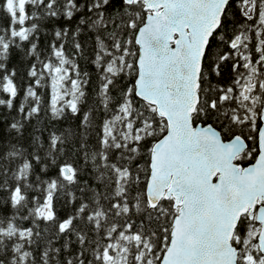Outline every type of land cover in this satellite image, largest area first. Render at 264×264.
<instances>
[{
	"label": "snow or ice",
	"instance_id": "obj_1",
	"mask_svg": "<svg viewBox=\"0 0 264 264\" xmlns=\"http://www.w3.org/2000/svg\"><path fill=\"white\" fill-rule=\"evenodd\" d=\"M0 20V264H264V0H0ZM87 32L90 105L65 47ZM46 78L80 123L26 148Z\"/></svg>",
	"mask_w": 264,
	"mask_h": 264
},
{
	"label": "trees",
	"instance_id": "obj_2",
	"mask_svg": "<svg viewBox=\"0 0 264 264\" xmlns=\"http://www.w3.org/2000/svg\"><path fill=\"white\" fill-rule=\"evenodd\" d=\"M237 16H239V12L237 10ZM6 23L4 20H0V26H3V24ZM59 26V25H57ZM53 28V25H48L47 29L41 34L40 42H39V49H40V58L44 59L50 54V50L48 49L47 45L51 41L52 37L48 35V32H50ZM91 33H81L79 39L82 43L83 48L85 49L84 53L82 55H74L75 49L72 47L71 42L66 43V54L74 59L76 63L79 66V70L81 72H87L89 76L91 77V81L88 85L87 92L89 95V105L92 102V99L94 97V89L96 87L97 83V73L95 65L92 64V60L94 59L91 49L94 46L93 39H90ZM14 64H18L19 68V78L18 83L22 85H26L28 82L32 81V78L27 77L26 73L28 70V67L32 63H36L39 67V61L35 60L34 58H31L27 60V62L20 61L19 56L17 57V60L13 61ZM71 74V73H70ZM74 75V74H73ZM225 83H227V78L225 80ZM37 91L39 95L41 96V112L38 116L33 117L30 122L26 124V129L24 132L25 139L22 141V144L24 147H28L29 142L31 141L32 135L35 134L37 136H40L41 141L47 144V138L48 134L51 131H57L63 132L66 129H75L76 126L80 123V116H73L70 110H66L63 117H61L58 120H54L51 117L49 109V101L51 97V87H50V78H46L44 81L43 86L37 88ZM23 100V92H21V96L17 99L16 105L19 107V104ZM86 106H84L83 110H86ZM7 109H4L0 107V114H3L5 116V119L0 121V124H7V122L11 119L10 116H7ZM12 115H16L15 110L12 111ZM102 118V114L101 117ZM99 122V119L98 121ZM90 143H94V140L90 138ZM28 151L31 152L32 149L28 148ZM73 149L69 148L67 150L68 156L70 157V162L77 160V156H72ZM41 155H43V152H41ZM64 160V157H61L60 161L58 163H62ZM253 162V161H252ZM246 166V165H245ZM40 165H37V174L40 173ZM57 169L53 165L52 167L47 169V175H44L43 178L47 179L48 176H54ZM34 179V177H33ZM61 212L66 211V209L61 208Z\"/></svg>",
	"mask_w": 264,
	"mask_h": 264
},
{
	"label": "water",
	"instance_id": "obj_3",
	"mask_svg": "<svg viewBox=\"0 0 264 264\" xmlns=\"http://www.w3.org/2000/svg\"><path fill=\"white\" fill-rule=\"evenodd\" d=\"M254 162V161H253Z\"/></svg>",
	"mask_w": 264,
	"mask_h": 264
}]
</instances>
